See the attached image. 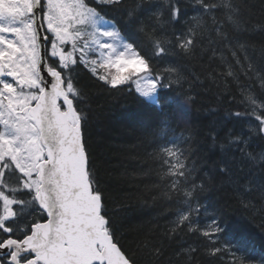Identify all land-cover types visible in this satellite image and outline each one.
Returning <instances> with one entry per match:
<instances>
[{
  "label": "snow or ice",
  "instance_id": "obj_1",
  "mask_svg": "<svg viewBox=\"0 0 264 264\" xmlns=\"http://www.w3.org/2000/svg\"><path fill=\"white\" fill-rule=\"evenodd\" d=\"M252 7L248 0H0V264H138L140 253L148 264H165L171 242L185 236L196 237L174 252L185 264L198 254L264 264V243L257 252L242 234L225 238V208L214 200L222 194L224 205L235 199L245 209L264 201V47L259 59L250 55L257 37L264 43V21ZM218 55L224 71L205 79L231 78L241 97L235 111H210L218 118L205 135L190 127L192 93L203 86L193 68ZM81 71L108 89L134 86L133 118L152 138L153 199L176 205L171 228L134 240L131 255L119 237L121 209L100 187L85 139L90 85ZM202 135L219 149L211 166L198 155Z\"/></svg>",
  "mask_w": 264,
  "mask_h": 264
},
{
  "label": "trees",
  "instance_id": "obj_2",
  "mask_svg": "<svg viewBox=\"0 0 264 264\" xmlns=\"http://www.w3.org/2000/svg\"><path fill=\"white\" fill-rule=\"evenodd\" d=\"M185 3L191 6L192 0H185ZM248 4L253 6L255 18L264 21L261 0H248ZM186 10L189 17L195 15L190 9ZM261 41L262 38L257 37L253 41L254 50L250 52V55L257 59L262 56L261 49L264 43ZM193 70L200 76L203 86L197 87L192 93L195 103L188 106L190 127L206 135L211 122L218 118L211 117L210 111L214 110L223 115L227 111L237 110L241 90L231 82V78L226 79L223 75L215 82L212 79H205V75L211 71L218 74L224 71L219 55L215 61L209 62L205 59L204 62L195 64ZM81 77L82 84L90 85L87 88L88 102L84 106L89 110L90 116L85 139L94 167L98 171L100 187L110 204L121 209L117 217L119 224L122 225L119 237L131 255L136 248L134 240L144 236L161 237L171 228L176 205L159 196L153 199L152 192L156 184L154 179L147 176L146 167V153L151 151L149 145L152 138L146 135L145 124L133 118L134 114L139 112L134 86L133 91H129L127 87L113 90L92 81L83 71ZM180 131L181 129H176V135H179ZM198 140L199 158L211 166L213 161L218 159V156H213L212 153L218 152L219 149L211 148L210 141H206L204 135ZM152 175L155 176V173ZM214 200L219 202L218 206L225 208L227 228L225 238L233 239L242 234L254 241L259 252L261 244L264 243V201L254 200L255 207L245 209L235 199H230L228 204L224 205L222 194H217ZM204 219L206 222L207 218ZM195 239L196 237H184L189 243ZM184 240L171 242L167 248V255L163 258L165 264L169 258H172V264H185L180 257L174 256V252ZM142 256V253L136 254L138 264H148L147 258ZM189 264L220 262L198 254Z\"/></svg>",
  "mask_w": 264,
  "mask_h": 264
},
{
  "label": "rangeland",
  "instance_id": "obj_3",
  "mask_svg": "<svg viewBox=\"0 0 264 264\" xmlns=\"http://www.w3.org/2000/svg\"><path fill=\"white\" fill-rule=\"evenodd\" d=\"M89 31H91V29H89ZM205 218H207V217H205ZM207 221V220H206Z\"/></svg>",
  "mask_w": 264,
  "mask_h": 264
},
{
  "label": "bare ground",
  "instance_id": "obj_4",
  "mask_svg": "<svg viewBox=\"0 0 264 264\" xmlns=\"http://www.w3.org/2000/svg\"><path fill=\"white\" fill-rule=\"evenodd\" d=\"M258 244V243H257Z\"/></svg>",
  "mask_w": 264,
  "mask_h": 264
}]
</instances>
